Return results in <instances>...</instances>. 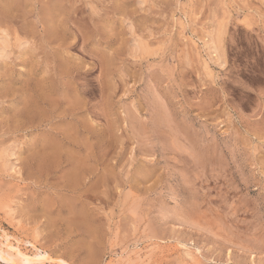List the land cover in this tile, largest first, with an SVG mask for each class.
I'll return each instance as SVG.
<instances>
[{
    "label": "rangeland",
    "instance_id": "1",
    "mask_svg": "<svg viewBox=\"0 0 264 264\" xmlns=\"http://www.w3.org/2000/svg\"><path fill=\"white\" fill-rule=\"evenodd\" d=\"M3 36L0 241L43 257L0 264H264V0H0Z\"/></svg>",
    "mask_w": 264,
    "mask_h": 264
},
{
    "label": "bare ground",
    "instance_id": "2",
    "mask_svg": "<svg viewBox=\"0 0 264 264\" xmlns=\"http://www.w3.org/2000/svg\"><path fill=\"white\" fill-rule=\"evenodd\" d=\"M208 38H209V35H208ZM207 38V40H208ZM221 40V39H220ZM133 41V40H132ZM210 43L212 42L211 40L209 41ZM131 45V44H130ZM208 45V44H207ZM214 46V44H213ZM7 48H8V45H7V41H6V38L5 36L1 37L0 38V57H3L7 54ZM130 48V47H129ZM215 49V47H213ZM208 49V48H207ZM146 50L145 48V45L140 41V40H137L135 38V41L133 42V44L131 45V49H130V54H132L133 56H137L138 54H142L144 53ZM129 51V50H128ZM210 51V50H209ZM214 51V50H213ZM217 53V52H216ZM218 56V55H216ZM144 57V56H143ZM216 59V58H215ZM219 60V58L217 59ZM224 61V60H223ZM220 63H223L222 61ZM4 235V234H3ZM2 244L6 247V248H2ZM0 257L1 256H4V255H17L19 257H21L23 260H29V259H33V258H36L37 257H43L41 256L40 254H35L34 256H31V255H28L24 252H22L17 246H14L11 241L9 240V236L8 235H5L3 237V241H0ZM11 254H10V253ZM13 253V254H12ZM6 257V256H4Z\"/></svg>",
    "mask_w": 264,
    "mask_h": 264
}]
</instances>
